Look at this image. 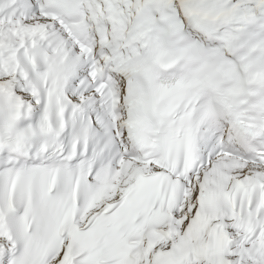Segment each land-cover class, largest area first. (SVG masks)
<instances>
[{"label":"snow or ice","instance_id":"6c2138e0","mask_svg":"<svg viewBox=\"0 0 264 264\" xmlns=\"http://www.w3.org/2000/svg\"><path fill=\"white\" fill-rule=\"evenodd\" d=\"M0 264H264V0H0Z\"/></svg>","mask_w":264,"mask_h":264}]
</instances>
